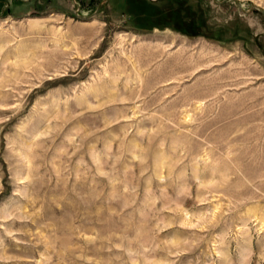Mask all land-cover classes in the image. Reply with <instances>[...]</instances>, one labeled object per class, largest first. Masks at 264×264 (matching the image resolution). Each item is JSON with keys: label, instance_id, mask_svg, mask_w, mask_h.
Returning <instances> with one entry per match:
<instances>
[{"label": "rangeland", "instance_id": "374dc122", "mask_svg": "<svg viewBox=\"0 0 264 264\" xmlns=\"http://www.w3.org/2000/svg\"><path fill=\"white\" fill-rule=\"evenodd\" d=\"M0 264H264V0H0Z\"/></svg>", "mask_w": 264, "mask_h": 264}, {"label": "water", "instance_id": "95a60500", "mask_svg": "<svg viewBox=\"0 0 264 264\" xmlns=\"http://www.w3.org/2000/svg\"><path fill=\"white\" fill-rule=\"evenodd\" d=\"M237 4H238L239 6H241V4H240L239 2H237ZM243 11H247V10H243Z\"/></svg>", "mask_w": 264, "mask_h": 264}]
</instances>
